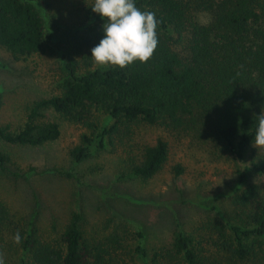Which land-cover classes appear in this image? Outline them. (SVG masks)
<instances>
[{"label":"trees","instance_id":"16d2710c","mask_svg":"<svg viewBox=\"0 0 264 264\" xmlns=\"http://www.w3.org/2000/svg\"><path fill=\"white\" fill-rule=\"evenodd\" d=\"M46 0H0V47L14 59L44 52V19L38 5ZM94 0L83 7L81 29L54 36L53 51L60 57L58 93L33 101L25 121L16 130L0 126V141L39 146L60 136L59 124L44 119L52 109L63 119L91 130L82 144L69 150L80 162L89 148L121 146L135 176L149 179L165 165L169 147L162 138L143 144L135 154L130 144L135 127L144 124L171 132L188 133L213 143L234 162L247 158L235 170L236 189L230 209L215 223L216 260L208 261L204 247L183 229L174 231L167 246L150 256L142 243L134 249L140 264H246L264 255V148L253 146L256 116L264 111V0H135L160 21L158 47L147 63L125 67H99L91 49L104 36L107 22L92 11ZM199 13L209 16L207 22ZM109 116L111 124L99 130L91 111ZM0 151V167L7 169ZM175 175L184 171L173 167ZM253 176L258 181L251 180ZM214 208V207H212ZM215 209V208H214ZM8 211L0 202V224ZM84 217L72 212L58 243L41 239L31 228H22V264H133L116 229L104 237L88 236Z\"/></svg>","mask_w":264,"mask_h":264},{"label":"rangeland","instance_id":"374dc122","mask_svg":"<svg viewBox=\"0 0 264 264\" xmlns=\"http://www.w3.org/2000/svg\"><path fill=\"white\" fill-rule=\"evenodd\" d=\"M91 1L46 0L45 7L37 6L49 46L44 52L14 59L0 47V126L9 124L18 129L33 101L58 93L62 77L59 54L51 50L54 36L81 29L85 24L83 7ZM198 19L207 22L209 16L199 13ZM43 114L45 120L59 124L60 136L55 141L39 146L0 141V151L7 156V169L0 167V202L8 211V218L0 224V252L5 264H22L28 258L22 241H13L17 231L32 222L30 227L37 236L58 243L72 212L82 213L88 236L101 238L113 229L124 236L127 255L122 258L127 262L140 264L134 255L138 244L142 243L150 256L154 249L167 246L178 228L201 242L209 262L216 260L214 224L221 223L220 213L230 209L235 170L243 168L247 158L234 162L211 142L141 124L135 127L130 142L135 154L140 146L153 144L157 138L169 147L163 168L143 179L132 173L128 154L121 146H91L89 156L75 162L69 150L81 145V136L91 134V130L63 119L52 109ZM91 114L99 130L112 122L96 108ZM177 164L184 167L180 175L173 171ZM251 180L259 179L253 176ZM245 263L264 264V255Z\"/></svg>","mask_w":264,"mask_h":264},{"label":"clouds","instance_id":"9594fccd","mask_svg":"<svg viewBox=\"0 0 264 264\" xmlns=\"http://www.w3.org/2000/svg\"><path fill=\"white\" fill-rule=\"evenodd\" d=\"M91 7L107 21L102 25L103 38L91 49L97 66L125 68L137 61L147 63L153 57L159 43L157 28L160 23L153 11H142L135 0H94ZM256 119L258 127L253 146L260 149L264 148V111ZM13 241L21 243L19 231L14 234ZM0 264H5L2 252Z\"/></svg>","mask_w":264,"mask_h":264}]
</instances>
